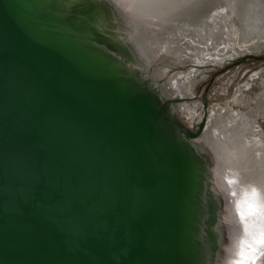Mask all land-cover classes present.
I'll use <instances>...</instances> for the list:
<instances>
[{"label":"water","instance_id":"water-1","mask_svg":"<svg viewBox=\"0 0 264 264\" xmlns=\"http://www.w3.org/2000/svg\"><path fill=\"white\" fill-rule=\"evenodd\" d=\"M63 4L0 0V264H204L187 138L206 119L173 134L177 100L159 106Z\"/></svg>","mask_w":264,"mask_h":264},{"label":"bare ground","instance_id":"bare-ground-1","mask_svg":"<svg viewBox=\"0 0 264 264\" xmlns=\"http://www.w3.org/2000/svg\"><path fill=\"white\" fill-rule=\"evenodd\" d=\"M263 1L63 0V5L90 20L110 61L159 106L176 99L170 109L195 125L190 130L195 133L203 116L196 121L200 105L188 107L187 101L201 80L196 76L204 73L199 67L217 63L230 43L231 53L241 55L246 46L264 42ZM191 65L187 73L167 76ZM256 77L262 88L256 98L236 93L224 107L213 106L201 137H186L202 167L199 239L206 252L210 247L204 264H256L264 256V132L257 126L264 112V76ZM169 105L160 107L161 116L178 136Z\"/></svg>","mask_w":264,"mask_h":264},{"label":"rangeland","instance_id":"rangeland-1","mask_svg":"<svg viewBox=\"0 0 264 264\" xmlns=\"http://www.w3.org/2000/svg\"><path fill=\"white\" fill-rule=\"evenodd\" d=\"M260 6L264 8V1ZM230 45L228 44L226 46L225 51L220 55L221 57L218 56L217 63L206 67H199V69L204 70V73L196 76L201 80L194 89V99L187 101L188 107H192L195 102H198L200 105L196 110V121L202 116L208 119L213 106L224 107L226 102L233 99L235 94L240 91L243 92L247 99L250 97L256 98L258 95L257 93L260 94L262 92L260 79L256 77V74L261 72L264 76V60H256L253 57L264 58V42L257 41L246 46L245 49H250L246 51L245 54L241 55L232 54L231 48L234 44L230 43ZM256 46L260 48L256 49ZM231 55L234 57H231ZM190 68L194 67L191 65L183 68H173L169 71L167 76H171L179 70L187 73ZM170 106L171 105H169V114L172 119L182 123L191 131L195 129V125H191L183 117L174 113L173 110L170 109ZM252 107L257 108L258 105L253 104ZM235 108L241 109L242 111L247 110L246 108H238L236 106ZM203 119L204 118H202V120ZM257 126L264 132V112L258 117ZM198 130L199 128H196L195 131ZM256 264H264V256L260 258Z\"/></svg>","mask_w":264,"mask_h":264},{"label":"flooded vegetation","instance_id":"flooded-vegetation-1","mask_svg":"<svg viewBox=\"0 0 264 264\" xmlns=\"http://www.w3.org/2000/svg\"><path fill=\"white\" fill-rule=\"evenodd\" d=\"M204 119L206 118L205 116L203 117ZM197 132V131H196Z\"/></svg>","mask_w":264,"mask_h":264}]
</instances>
